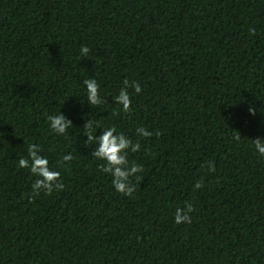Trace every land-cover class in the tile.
<instances>
[{
	"label": "trees",
	"instance_id": "16d2710c",
	"mask_svg": "<svg viewBox=\"0 0 264 264\" xmlns=\"http://www.w3.org/2000/svg\"><path fill=\"white\" fill-rule=\"evenodd\" d=\"M125 79L142 89H127V112ZM59 112L64 135L47 120ZM89 120L94 138L114 127L140 143L131 196L92 154ZM260 137L264 0H0V264H264ZM30 144L62 190L33 193L18 166ZM188 203L191 223L176 224Z\"/></svg>",
	"mask_w": 264,
	"mask_h": 264
},
{
	"label": "clouds",
	"instance_id": "9594fccd",
	"mask_svg": "<svg viewBox=\"0 0 264 264\" xmlns=\"http://www.w3.org/2000/svg\"><path fill=\"white\" fill-rule=\"evenodd\" d=\"M90 48L86 45H81L80 54L87 55ZM87 96V103L90 105H99L102 103L99 95L100 85L95 78H88L83 81ZM124 87L119 90L118 95L115 96V101L122 105L125 112L129 111L131 99L127 89L133 88L136 93L141 92V85L138 82H129L127 79L123 81ZM249 114H253V109H249ZM50 129L60 135L66 134L67 130L72 127L71 121L68 120L61 112L55 115H48ZM99 127L98 122L89 120L85 125V135L88 136V142L95 144L96 148L92 153L99 160L104 161L102 165V172L108 173L111 176V184L116 192L131 196L135 191V185L131 178L140 179L139 173L143 172V167L135 162L129 164L128 148L131 145V152L135 153L140 150V143H133L132 140L124 135L123 132H116L114 127H107L101 129V134L94 138L92 129ZM136 132L141 137H149L152 135L150 131L144 127H137ZM253 142L255 152L264 157V137L255 139ZM27 158L21 157L18 161V166L27 168L36 179L32 184L33 193L44 192L51 194L53 189L60 191L64 185L60 180V172L49 167V160L46 156H42L41 148L37 144H30L28 147ZM71 154L63 155L58 163H63L72 160ZM209 172L215 171L214 163L209 162L207 165ZM194 189H202L204 187L203 178L194 181ZM193 210V205L188 203L185 207L177 208L174 214V222L176 224H190L192 217L190 213Z\"/></svg>",
	"mask_w": 264,
	"mask_h": 264
}]
</instances>
